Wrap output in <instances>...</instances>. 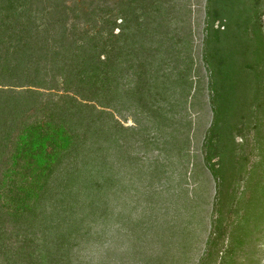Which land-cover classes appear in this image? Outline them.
Listing matches in <instances>:
<instances>
[{
    "label": "rangeland",
    "instance_id": "374dc122",
    "mask_svg": "<svg viewBox=\"0 0 264 264\" xmlns=\"http://www.w3.org/2000/svg\"><path fill=\"white\" fill-rule=\"evenodd\" d=\"M220 1L0 0V61L21 65L0 69V177L22 126L60 122L65 107L91 123L80 160L89 154L90 163L103 161L104 184H112L106 219L72 239L74 264H264V61L255 65L261 80L250 73L256 88L243 67L252 31L264 39V0L245 3L253 37L234 14L228 20L232 37L224 41L234 46L221 49L222 66L213 74L217 109L204 47L209 26L225 25L224 17L211 20ZM227 1L232 12L242 2ZM144 56L165 96L149 91V71H139ZM100 59L122 94L99 102L63 87L65 73L83 86L80 70L91 72ZM94 87L82 93L91 96ZM223 153L229 159L221 168ZM6 228L0 264L21 242Z\"/></svg>",
    "mask_w": 264,
    "mask_h": 264
},
{
    "label": "trees",
    "instance_id": "16d2710c",
    "mask_svg": "<svg viewBox=\"0 0 264 264\" xmlns=\"http://www.w3.org/2000/svg\"><path fill=\"white\" fill-rule=\"evenodd\" d=\"M227 2V0H221L220 3H217L215 15L211 19L213 22L217 18L224 17L225 25L221 28L219 26H209L205 37L204 55L211 71V91L214 84L213 74L220 72L218 64L221 65V60H223L221 49L234 46V44L228 42L232 36L225 33L229 23L228 20L234 14L236 26L243 29L245 33H247V25L250 20L249 9L251 7L249 8L245 4L248 3V0H242V2L239 0L241 5L239 9H236V12H232L231 4ZM122 19H125V16H122ZM252 33L256 35L253 37V34L249 35L247 33L254 40L250 44L251 46L243 50L247 56L243 67L251 78L250 87L254 85L256 88L258 86L255 84H258L259 81H253L250 73L254 72V75L256 74L258 77L257 79L261 80L262 71H257L255 65L264 61V54L261 55L257 52L259 46L264 47V39L257 34V30L252 31ZM224 35L227 36L223 37ZM224 38L228 40L224 41ZM57 52L55 51V53ZM13 59L15 58L13 57ZM22 59L24 60V58ZM1 60L3 64L0 61V64H2L0 69L3 70H7L9 67L17 69L21 66L19 62L11 63L12 60L7 59V57ZM51 60L58 62L53 58ZM98 62L100 64L95 65L91 72L86 66L80 70V74H85V78H81L82 81H85V84H82L83 86H81L80 80H72L73 75L65 73L62 82L63 87L71 91L74 85L76 88L73 87V92L75 90L84 98H95L99 102H102V100L111 102L115 97L122 94V91L115 89L118 86L116 82L113 83L112 87L110 80L112 82L113 78L110 77L112 74H110L109 69L105 68L108 65V63H105L107 62L106 59H100ZM151 64L150 58L147 59V56H144L143 67L141 68V65H138L139 71L141 70L140 72L145 74H148L149 71V74L146 75L149 91L153 89L154 93L165 96L166 86H162L163 82L158 80V74L151 72ZM60 72L64 73L63 70H60ZM64 83L66 86H64ZM89 86H95L90 90L91 96L82 93L84 90H89ZM103 88H107V91L110 90L111 94L103 91ZM249 91L250 88L247 92ZM247 92H245V97ZM212 98L218 109L219 102L216 99V93L213 91ZM64 108L59 116L62 118L60 122L50 120L27 122L22 126L17 132L12 146L10 165L3 170L0 177V197L4 198L0 203V211L5 206L8 208L5 213L10 215V217L3 218L5 213L0 212V239L6 237V225H11V231L15 234L14 238L16 241H21L20 243L14 242L12 249L6 248L8 251L12 250L15 253L14 258L3 253L7 264H74L76 257L73 259V254L77 249H72L75 245L72 239H81L84 235L90 233L92 223L99 222L101 218L104 219L111 210V207L107 204V195L109 194L107 189H110L109 187L112 184H104L103 161L90 163L95 157H90L89 154H84L85 159L80 160L82 158L80 156L82 150L80 149L84 140L83 136H86L91 123H88L87 116L82 114H78L73 119L75 111H68ZM3 111L2 107L0 114ZM69 119H72L73 122ZM100 132L97 136L104 135ZM81 136L82 138H80ZM80 145L81 147H78ZM1 149L0 156L2 155ZM72 150L74 151V154H72L74 163L71 164V159H67V156ZM223 154L220 156L221 168H224L225 161L229 159L228 156ZM20 166L29 169L20 171ZM221 172L222 178H224V171ZM17 173L20 175L19 178L16 176ZM102 187H104L103 190ZM134 223L138 224L137 221ZM148 226H145L142 233L136 232L134 248L137 246L138 240L143 241ZM39 231L40 233H38ZM62 259H64L63 263ZM150 259L147 256L145 261Z\"/></svg>",
    "mask_w": 264,
    "mask_h": 264
}]
</instances>
